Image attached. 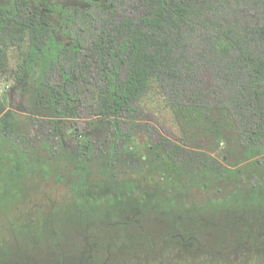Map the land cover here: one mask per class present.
Returning a JSON list of instances; mask_svg holds the SVG:
<instances>
[{"label":"rangeland","instance_id":"1","mask_svg":"<svg viewBox=\"0 0 264 264\" xmlns=\"http://www.w3.org/2000/svg\"><path fill=\"white\" fill-rule=\"evenodd\" d=\"M28 1L32 8L42 1L53 6L61 45L69 43L63 9L87 6ZM14 2L1 0V7L13 14ZM26 50L9 46L0 61V264H264V150L244 158L232 128L178 122L151 79L139 101L138 131L122 142L135 166L101 176L96 149L114 128L85 108L76 118L29 113L32 83L19 69ZM165 140L208 152L221 173L192 182L163 152L158 142ZM83 185L107 190L73 197Z\"/></svg>","mask_w":264,"mask_h":264},{"label":"trees","instance_id":"2","mask_svg":"<svg viewBox=\"0 0 264 264\" xmlns=\"http://www.w3.org/2000/svg\"><path fill=\"white\" fill-rule=\"evenodd\" d=\"M14 6L7 13L0 0V20L6 22L0 25V61L7 47L27 45L19 69L32 83V115L76 118L85 108L114 128L96 149L101 176H118L119 165L135 166L124 157L122 142L127 132L138 131L139 101L151 79L178 122L232 128L244 158L256 147L263 152L264 0H87L86 7L63 9L67 45L55 40L53 6L42 1L32 8L28 0ZM121 122L135 129L122 131ZM158 144L192 182L221 173L206 151H187L169 140ZM99 187L83 185L73 197ZM122 199L126 206L129 199Z\"/></svg>","mask_w":264,"mask_h":264}]
</instances>
